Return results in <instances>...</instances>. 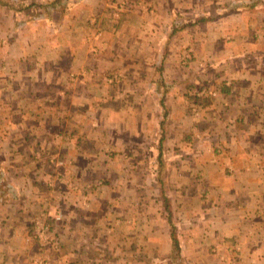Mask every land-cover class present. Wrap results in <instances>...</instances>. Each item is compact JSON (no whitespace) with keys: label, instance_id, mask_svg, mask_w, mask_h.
Masks as SVG:
<instances>
[{"label":"crops","instance_id":"obj_1","mask_svg":"<svg viewBox=\"0 0 264 264\" xmlns=\"http://www.w3.org/2000/svg\"><path fill=\"white\" fill-rule=\"evenodd\" d=\"M2 1L0 264H264V0Z\"/></svg>","mask_w":264,"mask_h":264},{"label":"trees","instance_id":"obj_2","mask_svg":"<svg viewBox=\"0 0 264 264\" xmlns=\"http://www.w3.org/2000/svg\"><path fill=\"white\" fill-rule=\"evenodd\" d=\"M59 0H55L51 3V8H54L55 5L58 2ZM4 3V5H8L10 6L11 8H14V9H18V8H21L22 10H26V9H30V12H35L39 7L41 8H45L46 10H50L51 8L50 7H47V6H43L42 4H38V3H32L29 7L25 6L23 3H19V2H16V1H13V0H4L2 1ZM211 18L207 17V16H202V17H199V18H196V19H191L190 17H185V16H180V15H177L176 19H175V23H174V27H173V32L176 33V32H179L181 31L182 29H184L185 27H188V26H193V25H196V24H199L200 22H207L209 21ZM160 149L163 147L162 146V139H161V143H160ZM162 152V151H161ZM168 221H169V224L171 226V240H172V243H173V251L175 253H177V255L179 256L180 254V239H179V236H178V225H176L174 223V216L172 214H168Z\"/></svg>","mask_w":264,"mask_h":264},{"label":"built area","instance_id":"obj_3","mask_svg":"<svg viewBox=\"0 0 264 264\" xmlns=\"http://www.w3.org/2000/svg\"><path fill=\"white\" fill-rule=\"evenodd\" d=\"M208 95L207 90H201L198 91L196 96L199 98H204ZM53 222H61L62 221V215L59 213L55 217L52 218ZM53 225L50 222L42 221L41 223L37 224L34 230V234L36 238L42 239L45 243H49L50 245L56 246L57 242L56 240H51L48 236L50 234V231L52 230ZM35 264H46L44 261H37Z\"/></svg>","mask_w":264,"mask_h":264},{"label":"rangeland","instance_id":"obj_4","mask_svg":"<svg viewBox=\"0 0 264 264\" xmlns=\"http://www.w3.org/2000/svg\"><path fill=\"white\" fill-rule=\"evenodd\" d=\"M193 19H196V18H193ZM192 19V20H193ZM196 101H199V99H197ZM203 101V100H202ZM154 179V180H153ZM152 180H151V184H159L158 183V180H157V178H153ZM150 192L147 194V196H148V198H149V200L151 201V200H153V198L155 199L156 197H155V195L153 196L152 195V190H149ZM44 262H46V261H44ZM35 264V263H34ZM46 264H48L47 262H46Z\"/></svg>","mask_w":264,"mask_h":264}]
</instances>
